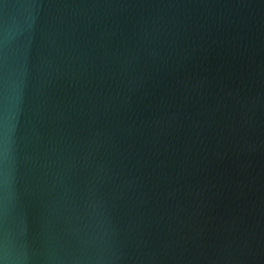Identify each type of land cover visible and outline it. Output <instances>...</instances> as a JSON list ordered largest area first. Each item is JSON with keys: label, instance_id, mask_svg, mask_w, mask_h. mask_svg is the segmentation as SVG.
Masks as SVG:
<instances>
[{"label": "water", "instance_id": "95a60500", "mask_svg": "<svg viewBox=\"0 0 264 264\" xmlns=\"http://www.w3.org/2000/svg\"><path fill=\"white\" fill-rule=\"evenodd\" d=\"M0 264H264V0H0Z\"/></svg>", "mask_w": 264, "mask_h": 264}]
</instances>
